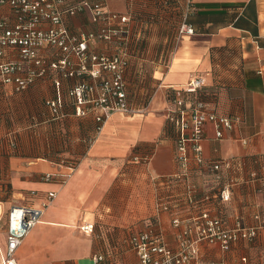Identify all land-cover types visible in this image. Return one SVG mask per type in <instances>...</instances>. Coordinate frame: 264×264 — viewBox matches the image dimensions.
<instances>
[{
	"label": "crops",
	"instance_id": "0c3cea01",
	"mask_svg": "<svg viewBox=\"0 0 264 264\" xmlns=\"http://www.w3.org/2000/svg\"><path fill=\"white\" fill-rule=\"evenodd\" d=\"M90 1L111 13L134 12L136 21L122 29L123 42L99 41L90 49L114 55L123 46L131 63L125 75L128 90L150 81L154 93L131 114H113L98 132L93 115L74 113L69 91L77 79L61 78L58 89L49 71L24 92L0 86L5 107L0 117L1 207L5 214L16 206L43 213L17 249V262L93 264L95 254L102 253L110 264H136L130 244L134 233L153 223L176 250L178 234L207 208L230 228L237 221L247 227L264 224V0ZM2 15L15 18L8 6ZM65 21L77 35L102 26L87 10ZM184 25L195 33L181 32ZM12 58L18 60V54ZM42 58L49 63L59 54L46 48ZM197 78H204L200 90L211 110L236 119L233 129L222 127L220 139L215 124L208 123L201 144L205 161L222 160L230 167L215 173L191 159L189 180L175 181L182 168L176 159V128L168 121L170 98L186 97L183 89ZM59 95L65 117L54 121L46 103ZM226 185L229 201L221 199ZM191 195L209 200L197 209ZM159 200L170 210L158 212ZM175 218L183 225L175 227ZM6 219L0 227V264L7 248ZM90 225L94 229L86 233L83 228ZM199 252L197 264H241L242 257L264 264V228L256 239L238 241L228 251L200 244Z\"/></svg>",
	"mask_w": 264,
	"mask_h": 264
},
{
	"label": "built area",
	"instance_id": "2783aa9c",
	"mask_svg": "<svg viewBox=\"0 0 264 264\" xmlns=\"http://www.w3.org/2000/svg\"><path fill=\"white\" fill-rule=\"evenodd\" d=\"M3 6L12 9L14 19L9 20L2 15ZM86 10L90 11L92 22L102 23V26L95 33L74 34L65 19ZM132 21H136L134 12L128 15L111 13L105 5L92 3L90 0H0V86H11L16 92H24L36 83L38 77L47 75L49 71L53 73L58 89L62 86L61 78L77 79L79 82L69 91L74 113L80 118L93 115L97 131L101 132L105 122L113 114L134 112L129 103L125 78L131 65L130 55L123 46L114 55L97 54L90 48L99 41L108 44L123 42L122 29ZM181 32L195 33L189 25L182 26ZM46 48L57 51L59 58L47 63L42 58V50ZM16 53L18 60L12 58ZM204 83V78L192 80L183 89L186 97L177 96L172 104L168 120L174 122L178 129L176 159L182 170L171 180H189L191 159L200 166L208 164L215 173H221L224 167H230V163L226 161L207 162L204 159L201 144L205 138L206 125L215 124L217 138L220 139L224 136L222 127L233 129L236 123V119L217 115L205 102L191 98L187 100V96L203 88ZM46 105L55 121L65 117L61 95L48 100ZM45 179L51 180V176L46 175ZM50 197L53 198L54 194ZM230 198V185H226L221 191V199L229 201ZM189 200L195 208L200 209L201 205L207 204L209 197L200 202L191 195ZM1 205L2 203L0 207ZM156 209L158 212L170 210L168 203L161 200L157 201ZM8 214L7 248L3 264H19L15 257L17 249L43 213L33 207L16 206ZM3 216L1 212L0 223ZM260 218V215L256 216V219ZM172 224L177 228L183 225L180 218L173 219ZM263 228L264 224L247 227L240 221H237L234 228L227 227L221 218L213 217L207 208L200 211L178 234L176 250L168 246L153 223L146 230L134 233L130 244L138 257L136 264H197L200 244L218 245L222 250L228 251L238 241L256 239ZM83 229L89 233L94 226ZM108 260L106 254H95L93 264H110ZM241 264H250L249 259L242 257Z\"/></svg>",
	"mask_w": 264,
	"mask_h": 264
},
{
	"label": "rangeland",
	"instance_id": "374dc122",
	"mask_svg": "<svg viewBox=\"0 0 264 264\" xmlns=\"http://www.w3.org/2000/svg\"><path fill=\"white\" fill-rule=\"evenodd\" d=\"M153 91H154V87H152L150 81L146 85H144L143 88H137V87L130 86L128 93L130 94L129 96L131 98V103H130L131 106L136 109L144 107L145 104H147L149 100L152 98L153 93H154ZM4 108L5 107L2 104H0V117L3 115L2 110ZM2 212L4 216H3V219L0 225L1 228H2L3 222L7 221L6 217L8 216V214L4 213V210Z\"/></svg>",
	"mask_w": 264,
	"mask_h": 264
},
{
	"label": "trees",
	"instance_id": "16d2710c",
	"mask_svg": "<svg viewBox=\"0 0 264 264\" xmlns=\"http://www.w3.org/2000/svg\"><path fill=\"white\" fill-rule=\"evenodd\" d=\"M254 35L256 36V37H258L259 35H258V31L257 30H255V32H254ZM201 90H202V88H201ZM200 89L199 90H197V92L196 93H193L192 94V96H193V98H192V100H194V101H202V102H205V103H207V101L205 100V99H203V97H202V91H201ZM184 94V93H183ZM177 98V95H175L174 94V97H172V98H170V100H171V105L175 102V99ZM129 103H131L130 102V97H129ZM208 104V103H207ZM131 105V104H130ZM217 114V113H216ZM217 115H220V114H217ZM223 116V115H222ZM227 117V116H226ZM229 118H231V117H229ZM53 119V118H52ZM231 119H233V118H231ZM54 120V119H53ZM55 121V120H54ZM172 125H173V127L174 128H176V133H177V135H178V129H177V126H176V124L174 123V122H172V121H170V120H168ZM178 137H179V135L177 136V140H178Z\"/></svg>",
	"mask_w": 264,
	"mask_h": 264
},
{
	"label": "bare ground",
	"instance_id": "6f19581e",
	"mask_svg": "<svg viewBox=\"0 0 264 264\" xmlns=\"http://www.w3.org/2000/svg\"><path fill=\"white\" fill-rule=\"evenodd\" d=\"M1 212H2V209H1V207H0V215H1Z\"/></svg>",
	"mask_w": 264,
	"mask_h": 264
}]
</instances>
